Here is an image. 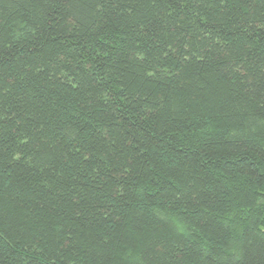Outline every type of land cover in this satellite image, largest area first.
Wrapping results in <instances>:
<instances>
[{"label": "trees", "instance_id": "trees-1", "mask_svg": "<svg viewBox=\"0 0 264 264\" xmlns=\"http://www.w3.org/2000/svg\"><path fill=\"white\" fill-rule=\"evenodd\" d=\"M0 264H264V0H0Z\"/></svg>", "mask_w": 264, "mask_h": 264}]
</instances>
